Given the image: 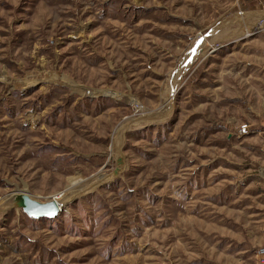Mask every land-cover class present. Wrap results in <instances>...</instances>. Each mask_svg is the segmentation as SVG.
I'll use <instances>...</instances> for the list:
<instances>
[{"label":"rangeland","instance_id":"1","mask_svg":"<svg viewBox=\"0 0 264 264\" xmlns=\"http://www.w3.org/2000/svg\"><path fill=\"white\" fill-rule=\"evenodd\" d=\"M257 22L242 0H0V264H259Z\"/></svg>","mask_w":264,"mask_h":264},{"label":"water","instance_id":"2","mask_svg":"<svg viewBox=\"0 0 264 264\" xmlns=\"http://www.w3.org/2000/svg\"><path fill=\"white\" fill-rule=\"evenodd\" d=\"M19 204L24 207V209L32 216L40 217L47 216L52 217L59 213L61 210L58 205V201L51 199L48 202H40L31 198L29 194L22 193Z\"/></svg>","mask_w":264,"mask_h":264},{"label":"crops","instance_id":"3","mask_svg":"<svg viewBox=\"0 0 264 264\" xmlns=\"http://www.w3.org/2000/svg\"><path fill=\"white\" fill-rule=\"evenodd\" d=\"M243 10L246 11L250 21L254 24L259 20H264V0H242ZM263 240V232L259 236V243Z\"/></svg>","mask_w":264,"mask_h":264},{"label":"built area","instance_id":"4","mask_svg":"<svg viewBox=\"0 0 264 264\" xmlns=\"http://www.w3.org/2000/svg\"><path fill=\"white\" fill-rule=\"evenodd\" d=\"M262 21H263L262 19L259 20V22H257L256 25L262 23ZM240 129L242 131L243 130H247V124L242 125ZM263 232H264V228H263ZM256 257H257V261H259V264H264V233H263V240H262V242L257 246Z\"/></svg>","mask_w":264,"mask_h":264},{"label":"bare ground","instance_id":"5","mask_svg":"<svg viewBox=\"0 0 264 264\" xmlns=\"http://www.w3.org/2000/svg\"><path fill=\"white\" fill-rule=\"evenodd\" d=\"M192 54V53H191ZM193 55V54H192ZM191 57V56H190ZM191 59V58H190ZM193 62V61H192ZM183 68V67H182ZM148 116V115H147ZM148 118V117H147ZM158 118V117H157ZM118 141V140H117ZM120 142V141H119ZM101 175V174H100ZM103 179V178H102ZM82 182V181H81ZM77 183V181H73V183L71 182V185H70V187H72L74 184H76ZM86 184V183H85ZM92 186V185H91ZM81 187V186H80ZM76 188V187H75ZM75 188H74V190H75ZM86 189V188H85ZM73 190V191H74ZM68 191V190H67ZM23 193V192H22ZM27 193V192H26ZM68 193H70V192H68ZM67 193V194H68ZM20 194V193H19ZM64 194V193H63ZM59 195L60 194H55L54 196H53V198H54V200H57L58 201V203L60 204V206H61V202L58 200V198H61V197H59ZM9 196H11V195H9ZM31 196V195H30ZM61 196V195H60ZM68 197V196H67ZM64 199V198H63ZM68 199V198H67ZM66 200V199H65ZM62 201V200H61ZM67 201V200H66ZM12 204V203H11ZM19 205V204H18Z\"/></svg>","mask_w":264,"mask_h":264}]
</instances>
